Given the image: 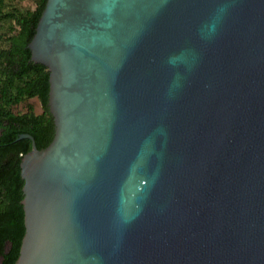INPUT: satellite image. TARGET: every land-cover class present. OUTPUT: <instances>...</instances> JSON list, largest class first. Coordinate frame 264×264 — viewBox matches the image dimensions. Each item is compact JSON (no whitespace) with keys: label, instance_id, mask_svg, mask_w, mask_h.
Masks as SVG:
<instances>
[{"label":"water","instance_id":"95a60500","mask_svg":"<svg viewBox=\"0 0 264 264\" xmlns=\"http://www.w3.org/2000/svg\"><path fill=\"white\" fill-rule=\"evenodd\" d=\"M28 45L14 264H264V0H47Z\"/></svg>","mask_w":264,"mask_h":264},{"label":"trees","instance_id":"16d2710c","mask_svg":"<svg viewBox=\"0 0 264 264\" xmlns=\"http://www.w3.org/2000/svg\"><path fill=\"white\" fill-rule=\"evenodd\" d=\"M47 0H37L33 9H7L0 0V25L8 22L6 46L0 47V264H14L20 255L26 232L22 203L25 180L21 174L23 154L32 148L33 134L39 148L55 135V121L49 106L50 71L47 65L31 59L29 42L36 33ZM37 96L43 111L33 106L15 112L13 106Z\"/></svg>","mask_w":264,"mask_h":264},{"label":"rangeland","instance_id":"374dc122","mask_svg":"<svg viewBox=\"0 0 264 264\" xmlns=\"http://www.w3.org/2000/svg\"><path fill=\"white\" fill-rule=\"evenodd\" d=\"M7 9H20L28 10L33 9L36 6L37 0H4ZM8 22H4L0 25V47L7 45V40L5 38L6 32H8ZM35 109L37 113L43 111V105L40 99L37 96L27 97L22 100L20 103L13 106L15 112H25L28 111L31 107Z\"/></svg>","mask_w":264,"mask_h":264},{"label":"flooded vegetation","instance_id":"af4514ba","mask_svg":"<svg viewBox=\"0 0 264 264\" xmlns=\"http://www.w3.org/2000/svg\"><path fill=\"white\" fill-rule=\"evenodd\" d=\"M34 111H35V109H34Z\"/></svg>","mask_w":264,"mask_h":264}]
</instances>
